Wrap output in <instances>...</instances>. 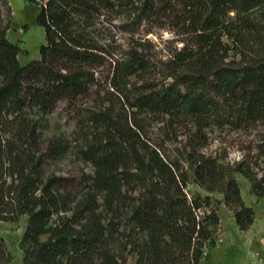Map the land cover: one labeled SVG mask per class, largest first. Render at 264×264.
<instances>
[{
  "label": "trees",
  "instance_id": "1",
  "mask_svg": "<svg viewBox=\"0 0 264 264\" xmlns=\"http://www.w3.org/2000/svg\"><path fill=\"white\" fill-rule=\"evenodd\" d=\"M27 1L40 7L46 45L40 60L22 66V49L8 36L13 11L9 0H0V222L28 218L23 264H128L108 249L96 201L103 196L112 206L135 184L140 198L130 222L142 237L133 243L129 264H201L206 244L216 246L221 220L214 211L201 216L211 199H190L191 183L222 194L239 230L248 231L255 212L237 176L264 200V169H258L264 165V0ZM117 11L136 12L139 22L176 14L183 47L160 69L139 49L117 57L107 38L97 39L98 20ZM103 78L133 114L191 119L198 134L213 126L258 132L257 155L230 164L193 149L183 171L137 131L126 133L110 109H101L89 112L80 127L78 156L94 172L74 194L63 177L45 175L65 148L53 139L41 149L40 127L62 104L81 108L102 90ZM132 79L142 82L135 92ZM12 263L0 236V264Z\"/></svg>",
  "mask_w": 264,
  "mask_h": 264
},
{
  "label": "rangeland",
  "instance_id": "2",
  "mask_svg": "<svg viewBox=\"0 0 264 264\" xmlns=\"http://www.w3.org/2000/svg\"><path fill=\"white\" fill-rule=\"evenodd\" d=\"M48 1L45 0L42 3ZM9 2L13 11L14 25V29L8 34L9 40L22 49L19 60L22 66H26L32 61L41 59L40 49L46 45L45 31L37 22L40 7L27 0H9ZM175 15L170 19L160 18L150 22L145 19L139 22L136 21L138 18L136 12L132 15L122 11H117L112 16L106 14L97 22V33H99L97 39L101 41L107 38L105 43L120 58H124L132 50L144 51L160 69L163 68L162 63L167 62L173 52L180 50L184 45L185 38L181 35V28L178 26L179 19ZM157 81L160 82V80ZM141 84L142 82L137 79H132L129 87L135 92L134 88L140 87ZM101 89L76 110L69 105L62 104L40 127L43 134L41 149L46 150L49 141L53 139L59 141L65 148L63 155L56 160H51L45 166V175L63 177L67 181L68 189L74 194L80 193L84 178L93 176L94 172L93 167L78 156V149L83 144L80 127L89 112L101 109H110L126 133L133 134L137 131L142 140L152 148H158L171 161L177 162L183 171H188L186 160L193 149L201 154L223 159L225 163L230 164L240 163L257 155L256 147L260 142L258 132H239L213 126L198 134V127L191 119L175 123L169 118L148 112L134 110L136 114L131 113L126 105L125 96L123 99L121 95L113 91L105 78L102 80ZM258 169H264L261 162H259ZM237 180L240 183L246 206L252 207L256 212L254 232H264V204L262 203L264 200H258L251 194L250 183L245 178L237 176ZM136 188H138L136 184L133 185L123 195L122 200L115 201L112 206L106 204L103 196L98 197L96 201L97 211L103 216L104 223L108 227V249L115 251L118 258L124 263L127 261L128 264L132 262L133 243L138 236L142 237L134 230L130 222L132 207L138 203L140 198V190L138 188L135 191ZM186 192L190 199L210 197L211 207L204 209L201 216L205 213L210 214L211 211L216 212L221 220L216 245L221 240L223 232L227 240L233 243L238 227L233 213L223 203V195L218 192L209 194L194 183L188 185ZM80 196L81 194L78 198ZM27 224V217H22L17 223L0 222V236L4 238L12 254V264H23L24 255L21 242ZM229 242L224 245L225 249ZM207 246L212 248L210 243H207ZM226 250L228 251L217 252L209 261L206 259L205 264H240L249 260V257L244 254H235L230 247Z\"/></svg>",
  "mask_w": 264,
  "mask_h": 264
},
{
  "label": "crops",
  "instance_id": "3",
  "mask_svg": "<svg viewBox=\"0 0 264 264\" xmlns=\"http://www.w3.org/2000/svg\"><path fill=\"white\" fill-rule=\"evenodd\" d=\"M262 203L264 204V202ZM255 225H256V212H255V222L253 226L248 231L245 232H241L238 228V232H236L234 235L233 243L227 240V236L225 232H223V235L221 236V240L215 247L208 248L206 244L205 256L203 257L201 264H205L206 259H208L209 261V259L215 256L217 252L219 253L223 250L228 251L226 250L227 247H230L231 251H234V253L237 255L244 254L245 256L249 257V260H245L240 264H264V232L263 231L254 232ZM228 242L229 244L225 249L224 245H226Z\"/></svg>",
  "mask_w": 264,
  "mask_h": 264
},
{
  "label": "built area",
  "instance_id": "4",
  "mask_svg": "<svg viewBox=\"0 0 264 264\" xmlns=\"http://www.w3.org/2000/svg\"><path fill=\"white\" fill-rule=\"evenodd\" d=\"M37 1H39V2H44L45 0H37Z\"/></svg>",
  "mask_w": 264,
  "mask_h": 264
}]
</instances>
